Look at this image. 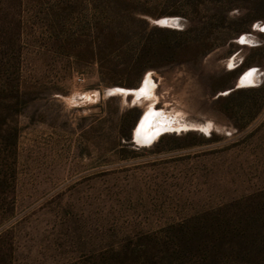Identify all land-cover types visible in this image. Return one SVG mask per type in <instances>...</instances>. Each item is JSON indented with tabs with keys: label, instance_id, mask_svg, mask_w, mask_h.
<instances>
[{
	"label": "rangeland",
	"instance_id": "374dc122",
	"mask_svg": "<svg viewBox=\"0 0 264 264\" xmlns=\"http://www.w3.org/2000/svg\"><path fill=\"white\" fill-rule=\"evenodd\" d=\"M92 2L0 0V264H264V0L202 60L141 79L68 50ZM134 2L151 26H189L178 1ZM149 77L141 100L110 91ZM150 104L188 129L139 142Z\"/></svg>",
	"mask_w": 264,
	"mask_h": 264
},
{
	"label": "trees",
	"instance_id": "16d2710c",
	"mask_svg": "<svg viewBox=\"0 0 264 264\" xmlns=\"http://www.w3.org/2000/svg\"><path fill=\"white\" fill-rule=\"evenodd\" d=\"M134 1L106 0L104 3L103 0H93L94 16L79 24L76 38L65 44L77 61L98 63L102 75L107 77L137 76L140 79L151 69L200 61L239 34L241 30L233 29V26L241 19L231 18L229 14L236 8L243 11L249 2L175 0L178 1L175 13L186 10L182 16L189 21V26L180 30L151 26L146 19L137 16L142 10ZM217 29L222 30L221 35L216 33ZM174 37L177 40L173 42ZM29 93L27 90L17 91L2 112L4 122L8 118L6 113L12 109L14 112L21 111L18 110L20 104L25 106L30 101L25 97ZM234 95L235 92L227 99H232Z\"/></svg>",
	"mask_w": 264,
	"mask_h": 264
},
{
	"label": "bare ground",
	"instance_id": "6f19581e",
	"mask_svg": "<svg viewBox=\"0 0 264 264\" xmlns=\"http://www.w3.org/2000/svg\"><path fill=\"white\" fill-rule=\"evenodd\" d=\"M253 80H255L254 70L247 71L240 78L239 85H249ZM150 81V77L147 78L143 83L141 89L139 88L137 90H128L118 87L110 91H112L113 93H121V95H124V97L132 93L135 95V99L141 100L142 97H144V95L150 90ZM159 111L160 110H157L153 104H150L149 107L145 110L143 116L140 118L138 125L135 128L134 135L136 139L139 140V142L146 143L152 140L156 141V139L165 132L167 133L171 130L179 131L182 129H188L189 124L182 122L178 123V121L174 122V118L172 117L171 113H168L166 111Z\"/></svg>",
	"mask_w": 264,
	"mask_h": 264
},
{
	"label": "water",
	"instance_id": "95a60500",
	"mask_svg": "<svg viewBox=\"0 0 264 264\" xmlns=\"http://www.w3.org/2000/svg\"><path fill=\"white\" fill-rule=\"evenodd\" d=\"M175 21H176L175 19H163V20L156 21V24H158L161 27L175 28L176 26Z\"/></svg>",
	"mask_w": 264,
	"mask_h": 264
}]
</instances>
